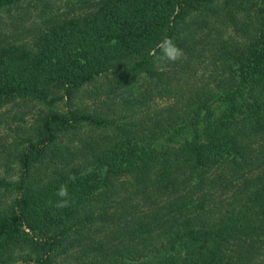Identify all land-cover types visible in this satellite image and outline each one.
<instances>
[{"label": "trees", "instance_id": "1", "mask_svg": "<svg viewBox=\"0 0 264 264\" xmlns=\"http://www.w3.org/2000/svg\"><path fill=\"white\" fill-rule=\"evenodd\" d=\"M7 119L0 264H264V0H0Z\"/></svg>", "mask_w": 264, "mask_h": 264}, {"label": "clouds", "instance_id": "2", "mask_svg": "<svg viewBox=\"0 0 264 264\" xmlns=\"http://www.w3.org/2000/svg\"><path fill=\"white\" fill-rule=\"evenodd\" d=\"M160 55L158 59L166 60L169 62H177L184 58V52L173 42L171 38L165 37L158 44ZM155 54V53H150ZM70 180H74V177L70 176ZM56 195L60 198L54 205L56 208H65L70 206L71 200L69 199L68 188L66 184H61L56 192Z\"/></svg>", "mask_w": 264, "mask_h": 264}, {"label": "rangeland", "instance_id": "3", "mask_svg": "<svg viewBox=\"0 0 264 264\" xmlns=\"http://www.w3.org/2000/svg\"><path fill=\"white\" fill-rule=\"evenodd\" d=\"M34 117H35V114L32 115L30 112L27 114L25 118L26 126L33 122ZM5 122H7V124L0 126V150H1V147L4 148L10 142H12V137H13L12 130L15 127V124L11 123L9 119L5 120ZM16 264H21V263H16Z\"/></svg>", "mask_w": 264, "mask_h": 264}]
</instances>
